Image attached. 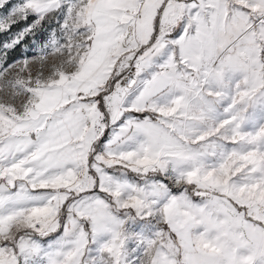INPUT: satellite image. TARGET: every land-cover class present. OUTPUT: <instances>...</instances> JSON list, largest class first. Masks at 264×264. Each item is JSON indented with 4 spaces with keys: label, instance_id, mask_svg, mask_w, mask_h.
I'll use <instances>...</instances> for the list:
<instances>
[{
    "label": "snow or ice",
    "instance_id": "obj_1",
    "mask_svg": "<svg viewBox=\"0 0 264 264\" xmlns=\"http://www.w3.org/2000/svg\"><path fill=\"white\" fill-rule=\"evenodd\" d=\"M0 264H264V0H0Z\"/></svg>",
    "mask_w": 264,
    "mask_h": 264
}]
</instances>
